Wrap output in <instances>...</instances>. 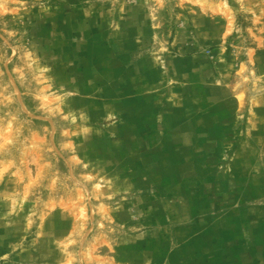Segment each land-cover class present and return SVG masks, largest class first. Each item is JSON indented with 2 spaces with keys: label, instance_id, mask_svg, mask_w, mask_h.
<instances>
[{
  "label": "rangeland",
  "instance_id": "rangeland-1",
  "mask_svg": "<svg viewBox=\"0 0 264 264\" xmlns=\"http://www.w3.org/2000/svg\"><path fill=\"white\" fill-rule=\"evenodd\" d=\"M0 264H264V0H0Z\"/></svg>",
  "mask_w": 264,
  "mask_h": 264
}]
</instances>
